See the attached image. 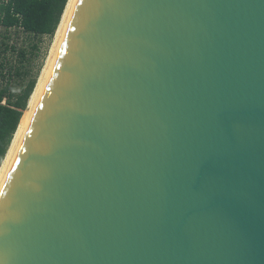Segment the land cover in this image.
Wrapping results in <instances>:
<instances>
[{
	"label": "water",
	"instance_id": "obj_1",
	"mask_svg": "<svg viewBox=\"0 0 264 264\" xmlns=\"http://www.w3.org/2000/svg\"><path fill=\"white\" fill-rule=\"evenodd\" d=\"M0 264H264V0H79Z\"/></svg>",
	"mask_w": 264,
	"mask_h": 264
},
{
	"label": "trees",
	"instance_id": "obj_2",
	"mask_svg": "<svg viewBox=\"0 0 264 264\" xmlns=\"http://www.w3.org/2000/svg\"><path fill=\"white\" fill-rule=\"evenodd\" d=\"M68 0H0V166L13 141L24 111L38 81V73L6 65V55L16 53L21 62L29 60V54L39 52L34 43L27 48L12 42V30L30 35L53 37L61 22ZM8 68V69H7ZM21 78L13 84L11 75Z\"/></svg>",
	"mask_w": 264,
	"mask_h": 264
},
{
	"label": "bare ground",
	"instance_id": "obj_3",
	"mask_svg": "<svg viewBox=\"0 0 264 264\" xmlns=\"http://www.w3.org/2000/svg\"><path fill=\"white\" fill-rule=\"evenodd\" d=\"M79 0H68L66 9L62 16L61 22L56 31V38H55V47L53 51V56L47 66L46 70H44L42 76L39 78L35 89L31 95V98L28 103L27 109L24 111L21 121L19 123L18 129L14 135L13 141L8 149V152L5 156V159L0 168V193L2 188L6 182V179L9 175V172L12 168V165L16 159V156L19 152V149L23 143V140L26 136V133L30 127L32 119L35 115L39 102L41 100L42 94L48 82L49 76L53 69L54 63L60 51L61 45L67 33L68 27L72 20L73 14L77 7Z\"/></svg>",
	"mask_w": 264,
	"mask_h": 264
},
{
	"label": "rangeland",
	"instance_id": "obj_4",
	"mask_svg": "<svg viewBox=\"0 0 264 264\" xmlns=\"http://www.w3.org/2000/svg\"><path fill=\"white\" fill-rule=\"evenodd\" d=\"M55 36L56 33L53 37L49 35L35 36V35H30L27 33L12 30L13 43H16L18 47L27 48L29 53H30L31 45L37 43L39 45V52H37L35 55L29 54L28 55L29 60L23 62L19 60L16 53L12 54L11 52H9L6 55L7 67L9 66L19 67L22 71L23 70L29 71V75L26 77L24 81H26L28 78H30L31 75H34L35 73H38L39 75L38 80H39L44 70H46L47 66H49V63L53 56V51L55 47V38H56ZM10 80L13 84L16 85L22 82L20 77L13 74L10 76Z\"/></svg>",
	"mask_w": 264,
	"mask_h": 264
}]
</instances>
